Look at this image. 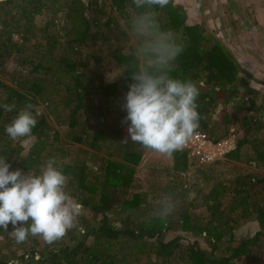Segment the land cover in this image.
Here are the masks:
<instances>
[{
    "label": "trees",
    "instance_id": "1",
    "mask_svg": "<svg viewBox=\"0 0 264 264\" xmlns=\"http://www.w3.org/2000/svg\"><path fill=\"white\" fill-rule=\"evenodd\" d=\"M184 1L170 0L155 11L161 28L172 30L183 48L171 75L192 81L200 90L197 104L201 119L196 132L212 142L234 135L236 148L227 158L237 160L243 149H250L248 161L264 168V134L255 137L264 132V123L248 115L263 111L254 101L257 91L239 76L229 53L204 25L186 18ZM109 2L124 26H118L112 17L101 23L104 14L95 10L105 5L86 7L81 0H0V11L7 19L0 16V120L4 116L8 124L29 104L34 106L31 110L37 119L27 136L31 138L27 148L21 144L27 137L15 142L6 134L4 123L0 124V158H6L10 171L20 169L33 175H39L47 161L55 158L56 166L68 177L65 190L83 205V212L93 216L86 219L81 215L78 225L51 245L31 236L17 243L10 235L11 224L7 231L0 228V264L12 259V264H137L139 256L145 257L146 264H239L244 258L252 264H264L259 258L264 247V178L242 176L232 191L213 183L202 204L203 212L194 214L189 189L181 191L176 184L163 187L159 197L153 188L149 192L129 191L133 168L147 150L130 138L126 144L120 142L110 157L106 154L108 158L90 153L86 161L73 165L62 160L68 151L62 148L65 145L83 144L102 151L113 126V121H108L110 115L120 119V129L127 130L130 123H123L127 112L122 105L133 83L129 53L137 38L131 31V18L141 10L132 0ZM44 10L51 18L43 16ZM15 34L20 35L21 43L13 40ZM129 36L133 46L122 51L121 41ZM117 40L111 60L121 74L106 84L100 51L107 42ZM81 48L88 49L98 69L88 70L85 62L78 63ZM9 59L17 66L13 70L5 68ZM17 68L22 77L15 75ZM7 77L14 82L8 84ZM4 104L15 107L5 112ZM41 104L50 118L37 116ZM98 124L103 130H97ZM171 157L175 172L186 171L195 163L205 166L185 150ZM165 195L173 199L175 209L161 220L158 210ZM136 216L140 224L133 222ZM69 237L75 240L66 243ZM153 254L156 260L151 259Z\"/></svg>",
    "mask_w": 264,
    "mask_h": 264
},
{
    "label": "clouds",
    "instance_id": "2",
    "mask_svg": "<svg viewBox=\"0 0 264 264\" xmlns=\"http://www.w3.org/2000/svg\"><path fill=\"white\" fill-rule=\"evenodd\" d=\"M141 11L131 18V31L137 38L129 53L131 79L122 107L127 115L130 140L143 148L171 156L182 150L200 127L197 99L200 90L190 80L171 75L176 59L183 51L172 30H163L156 19V8H164L170 0H132ZM11 112L15 105H2ZM27 105L5 128L13 140L31 135L37 124ZM125 138L122 143H127ZM50 158L39 175L10 171L6 158H0V228L8 230L17 243L29 236L47 244L62 239L79 223L83 205L75 202L65 190L68 177ZM175 209L170 196L160 201L158 217L166 219ZM80 231L84 229L81 227Z\"/></svg>",
    "mask_w": 264,
    "mask_h": 264
},
{
    "label": "rangeland",
    "instance_id": "3",
    "mask_svg": "<svg viewBox=\"0 0 264 264\" xmlns=\"http://www.w3.org/2000/svg\"><path fill=\"white\" fill-rule=\"evenodd\" d=\"M51 1L52 0H49V2ZM81 1L86 7L94 6V8H100V6L105 5L99 11L95 10L97 14H104L100 19L102 24H104L109 17H112L116 20L118 26H124V21L115 11H113L109 0ZM184 2H186V18L195 20V22H198L201 26L204 25L208 34L212 35L215 41L221 43L224 50L229 53L231 61L238 68L237 71L239 76L245 79L250 86L257 91L254 101L257 105L262 106L263 111L249 113L248 115L255 118V121L260 124L264 123V0H185ZM0 13L2 20H7L5 14L1 11ZM43 14L47 19L51 18L49 11L44 10ZM57 17H60V15ZM36 19L41 18L37 17ZM35 22L37 25H40L39 20H36ZM89 32L93 33V30L90 29ZM116 36L119 38L120 35L116 34ZM13 40L18 43L22 42L21 37L18 34L13 36ZM118 43V40L116 43L112 44L111 42H107V47L102 46L104 50L100 51L104 61L102 66L105 71L103 81L106 84L114 81L116 75L118 76L121 74V70L114 68L115 64L111 60V54L116 50L115 47ZM121 43H123L122 51L127 52L128 47L131 48V46H133V37L129 36L126 40L121 41ZM88 52V49L81 48L77 55V61L78 63L85 62L88 70L95 71L98 69V66L94 65ZM89 58L91 61L88 60ZM4 64L6 69L13 70L17 67L12 59L6 60ZM112 67L114 71L112 70ZM16 72H19L18 68L14 71V73ZM23 73L26 74L27 71L24 70ZM15 75L22 77L21 73L20 75L17 73ZM7 81L8 84L14 82L10 77L6 78V82ZM37 116L41 118L47 116V118H50L45 108V104H41L37 111ZM1 118L0 124L2 125V123H4L5 126H2L6 128L11 122L7 124L4 121L5 117L2 116ZM108 121H113V126L111 124V134H107V145H105L102 151H98L96 148H91L90 146L83 144L65 145L62 148L64 150L68 149V151H66L65 157L62 160H65L69 165H73L76 164L77 161H86L89 158L90 153L99 154L101 156L111 154L115 151L116 147L121 145L123 139V137H120L117 134L116 130L120 131L119 133L124 134V137L130 138L128 131L125 130V128L120 129V119L116 117L115 114L110 115ZM102 127L103 125L98 124L97 130H103ZM263 134L264 132L262 133L261 130L259 131L258 136L255 137L260 138ZM18 140L19 138L14 141L16 142ZM30 141L31 138L27 137L21 140V144L27 148ZM15 142H13V144L16 145ZM106 146L108 148H106ZM250 155H252L250 149H243L237 160L226 157L222 160L205 164L203 167H199L197 163H195L190 165L189 169L186 168V171L175 172L173 170V159L171 156H165L151 150H146L142 155L140 163L133 168V182L129 191H131V193L139 191L149 192L150 189L153 188L155 190V196L159 197L162 196L160 190L163 187L167 184H176L181 191L189 189V200L193 201L192 206H195L192 211L194 214H199L204 210L202 204L206 197V193L209 192L213 183L220 184L221 189L222 187L227 189H225V191H232L233 189L235 190L236 185L238 186L239 182L242 181V176L252 175L254 178H264V168L257 165L256 161H248ZM105 158H108V156H105ZM194 161L196 160L194 159ZM175 175L179 176L174 177ZM204 177L208 178L204 180ZM210 178H212V180H210ZM227 195L225 194L224 196L226 197ZM158 200L159 199L157 198L155 201L158 202ZM148 201L149 198L147 202ZM82 215L86 219L88 217H93L91 214L87 213V211L82 212ZM95 218L98 217H94L93 220ZM111 222H113L112 217L109 220L110 225ZM133 222L135 224H140L141 219L136 216L133 218ZM74 238L75 237H69L66 243L74 241ZM201 238L199 244L203 247L204 237L201 236ZM261 253L262 255L260 254L259 258L262 262L264 261V247ZM151 259L156 260L154 254L151 256ZM12 262L13 259L9 260L8 264H12ZM137 264H146L145 257L139 256ZM239 264H252V260L244 258Z\"/></svg>",
    "mask_w": 264,
    "mask_h": 264
},
{
    "label": "built area",
    "instance_id": "4",
    "mask_svg": "<svg viewBox=\"0 0 264 264\" xmlns=\"http://www.w3.org/2000/svg\"><path fill=\"white\" fill-rule=\"evenodd\" d=\"M236 148L235 136L212 142L201 132H196L193 138L183 148L191 158L201 164H210L219 161L231 154Z\"/></svg>",
    "mask_w": 264,
    "mask_h": 264
},
{
    "label": "crops",
    "instance_id": "5",
    "mask_svg": "<svg viewBox=\"0 0 264 264\" xmlns=\"http://www.w3.org/2000/svg\"><path fill=\"white\" fill-rule=\"evenodd\" d=\"M125 134H126V132H125ZM121 136L124 137V134H121Z\"/></svg>",
    "mask_w": 264,
    "mask_h": 264
}]
</instances>
